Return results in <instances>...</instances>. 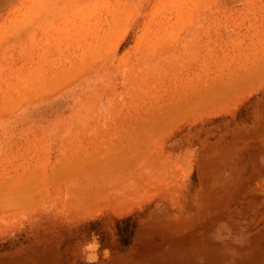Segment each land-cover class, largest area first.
I'll use <instances>...</instances> for the list:
<instances>
[{
  "label": "rangeland",
  "instance_id": "rangeland-1",
  "mask_svg": "<svg viewBox=\"0 0 264 264\" xmlns=\"http://www.w3.org/2000/svg\"><path fill=\"white\" fill-rule=\"evenodd\" d=\"M93 231L100 264H264V0H0V264Z\"/></svg>",
  "mask_w": 264,
  "mask_h": 264
},
{
  "label": "clouds",
  "instance_id": "clouds-1",
  "mask_svg": "<svg viewBox=\"0 0 264 264\" xmlns=\"http://www.w3.org/2000/svg\"><path fill=\"white\" fill-rule=\"evenodd\" d=\"M80 255L83 264H100V261L110 258V249L103 248L99 235L93 231L88 234V239L85 240L80 247Z\"/></svg>",
  "mask_w": 264,
  "mask_h": 264
},
{
  "label": "bare ground",
  "instance_id": "bare-ground-1",
  "mask_svg": "<svg viewBox=\"0 0 264 264\" xmlns=\"http://www.w3.org/2000/svg\"><path fill=\"white\" fill-rule=\"evenodd\" d=\"M184 92V91H183ZM186 107V106H185ZM183 112V111H182ZM175 114V113H174ZM167 117V116H166ZM174 119V118H173ZM161 121V120H160Z\"/></svg>",
  "mask_w": 264,
  "mask_h": 264
}]
</instances>
